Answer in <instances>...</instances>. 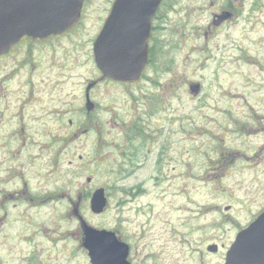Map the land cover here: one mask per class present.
I'll return each instance as SVG.
<instances>
[{
	"label": "rangeland",
	"instance_id": "obj_1",
	"mask_svg": "<svg viewBox=\"0 0 264 264\" xmlns=\"http://www.w3.org/2000/svg\"><path fill=\"white\" fill-rule=\"evenodd\" d=\"M111 1L87 0L81 49L98 32ZM234 4L238 14L216 24L213 15ZM165 7L145 78L131 87L102 84L96 100L106 112L60 156L58 182L28 180L35 189L45 182L59 188L65 179L67 189L32 208L7 197L0 209V264H29V256L42 257L52 246L74 250L70 260L60 256L58 262L89 264L79 248L77 213L93 226L119 231L138 256L165 264L199 256L220 262L224 249L218 258L206 246L228 245L263 208L264 0H165ZM60 49L57 56L70 51ZM85 68L74 69L76 102ZM191 83H200L198 93L190 91ZM82 123L74 120V126ZM132 148L153 152L135 161ZM159 148L168 152L162 157ZM97 187L108 196L100 215L90 211L86 195Z\"/></svg>",
	"mask_w": 264,
	"mask_h": 264
},
{
	"label": "flooded vegetation",
	"instance_id": "obj_2",
	"mask_svg": "<svg viewBox=\"0 0 264 264\" xmlns=\"http://www.w3.org/2000/svg\"><path fill=\"white\" fill-rule=\"evenodd\" d=\"M113 1H111L109 11L98 32L91 38V41H88L86 49L83 46L82 49L80 47L85 41L82 38L84 30L82 21L87 0H84L79 20L69 29L40 37L25 34L0 55V206H2L0 209H3L9 196L11 198L17 196V199L24 200L26 205L32 208L46 200L58 197L59 191L66 190L68 180L65 179L62 185L58 186L59 188L46 187L45 182L43 185L38 184L35 189L29 186L28 180L30 176H38L39 178L44 177V181L48 177L53 179L54 184L58 182L60 156L66 155L76 137L88 136L92 131L91 121L100 119L102 112H106V106L96 100L97 96L101 94L102 84L131 87L139 83V81L119 82L109 79L99 71L95 63L94 42L105 24ZM164 3L165 0H162L151 20L148 59L140 79L144 78L152 62L154 36L160 28V25L156 23L161 20L159 16L161 9H166ZM218 11L221 15H226L229 12V18L238 14L237 8L234 6H228ZM226 20L220 23L222 24ZM60 47L70 51L57 56L62 51ZM90 61L93 63V76L90 72ZM78 67L86 68L79 75L82 78L79 82L80 100L76 102L73 77L75 76L74 69ZM76 103H78L77 106ZM75 119H81L82 126H74ZM64 123L69 130L65 129ZM36 136L40 137L41 142H37V144L35 139H32L30 144L27 143L28 137ZM27 148L30 150L26 152ZM152 152V148H132L131 158L137 161ZM158 152L160 155L162 153L163 157L168 152V148H159ZM42 158H45V163L41 162ZM79 159L83 161L81 155H79ZM68 161L71 163L72 160ZM82 165L86 166L87 164L83 163ZM68 173L66 171L67 175H69ZM60 197H64V194H60ZM65 197L72 206L73 196L71 197L67 193ZM262 210H264V206L239 230L247 226ZM74 212L76 210L72 207L69 210L70 217H74ZM113 231L117 239L127 246L125 258L127 264H165L164 261L152 256H138L133 246L121 236L119 231ZM79 232L81 238L79 248L83 250L88 263L91 264L89 252L83 245L81 225ZM231 243L232 241L228 245L214 243L206 246V253L217 255L218 258L219 253H222L224 249L220 262L219 260L213 262L212 259L199 256L194 258L192 263L183 262L182 264H223ZM208 247L215 249L210 250ZM52 248L53 251L42 257L34 254L29 256V264H65L58 262V258L61 256L62 259L70 260L74 252L73 248L68 246L59 249L52 246Z\"/></svg>",
	"mask_w": 264,
	"mask_h": 264
},
{
	"label": "water",
	"instance_id": "obj_3",
	"mask_svg": "<svg viewBox=\"0 0 264 264\" xmlns=\"http://www.w3.org/2000/svg\"><path fill=\"white\" fill-rule=\"evenodd\" d=\"M160 1L115 0L94 43L95 61L105 76L130 82L139 78L147 60L150 20ZM82 3L83 0H0V54L23 34L40 37L70 28L79 19ZM198 90V84L190 86L193 94ZM106 203L104 188L96 189L91 210L100 213ZM83 229V245L92 264H127V246L118 241L114 232L94 229L86 223ZM224 264H264V211L237 234Z\"/></svg>",
	"mask_w": 264,
	"mask_h": 264
},
{
	"label": "trees",
	"instance_id": "obj_4",
	"mask_svg": "<svg viewBox=\"0 0 264 264\" xmlns=\"http://www.w3.org/2000/svg\"><path fill=\"white\" fill-rule=\"evenodd\" d=\"M138 132H140V129L138 130Z\"/></svg>",
	"mask_w": 264,
	"mask_h": 264
}]
</instances>
